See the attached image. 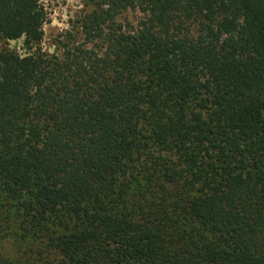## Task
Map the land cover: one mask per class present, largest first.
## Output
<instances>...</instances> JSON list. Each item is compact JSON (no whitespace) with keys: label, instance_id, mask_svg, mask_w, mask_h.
<instances>
[{"label":"trees","instance_id":"obj_1","mask_svg":"<svg viewBox=\"0 0 264 264\" xmlns=\"http://www.w3.org/2000/svg\"><path fill=\"white\" fill-rule=\"evenodd\" d=\"M45 18L0 0L26 49L0 46V229L39 244L25 264H264V0H100L92 47L58 55Z\"/></svg>","mask_w":264,"mask_h":264},{"label":"rangeland","instance_id":"obj_2","mask_svg":"<svg viewBox=\"0 0 264 264\" xmlns=\"http://www.w3.org/2000/svg\"><path fill=\"white\" fill-rule=\"evenodd\" d=\"M46 11L43 24V37L39 48L47 54H60L64 47L86 44L82 32L84 17L97 8L100 0H41ZM142 13L138 9H127L117 16L116 22L124 25L125 29L137 26ZM0 46L17 52L26 53L22 45V38L0 41ZM0 229V259L7 264H25L27 259L39 249V244L33 240L22 241L17 236L16 226L10 229ZM9 233V234H8ZM50 258V256H48ZM2 261L0 260V263ZM48 264V263H46Z\"/></svg>","mask_w":264,"mask_h":264}]
</instances>
